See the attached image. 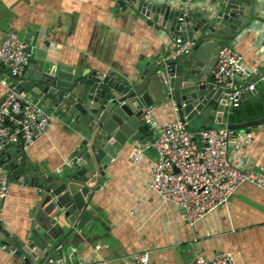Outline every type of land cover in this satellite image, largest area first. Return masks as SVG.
Masks as SVG:
<instances>
[{"label": "crops", "instance_id": "1", "mask_svg": "<svg viewBox=\"0 0 264 264\" xmlns=\"http://www.w3.org/2000/svg\"><path fill=\"white\" fill-rule=\"evenodd\" d=\"M172 1L185 8L190 5L185 0ZM256 3L264 5V0ZM259 29L245 30L231 42L249 70L264 67V38ZM8 32L27 40L31 62L44 60L72 67L78 75L113 73L119 79L134 77L147 60L169 56L175 41L131 5L117 9L112 0H0V42ZM31 74L32 67L27 66L19 82H31ZM10 79L0 66V101L11 87ZM258 88L264 98V86ZM257 100L256 96L246 97L237 107H249ZM36 101L53 118L47 135L30 147L21 162L29 163V171L59 177L70 168L85 139L83 125L79 118L67 117L60 107L52 108L51 100ZM153 108L160 123L174 118L169 102L166 107ZM259 110L244 113L238 122L263 116L264 106ZM232 111L229 109L226 121ZM200 121L186 123V130L196 132ZM249 136L247 144L229 145L228 158L242 170L254 171L264 160V125L251 129ZM152 139L149 131L136 132L120 147L105 170V181L89 198L87 209L93 213V222L88 230L75 229L72 253L64 264H132V255L140 251L149 252L151 264H185L194 256L209 258L218 252L230 254L235 264H264V192L244 184L226 205L189 226L178 207L162 203L148 188L150 164L156 157ZM134 148L143 154L137 163L128 158ZM86 186L96 187V176ZM37 202L35 190L11 184L9 196L0 205V221L10 236L31 235ZM36 224L39 227L41 222ZM17 262L10 251L0 249V264Z\"/></svg>", "mask_w": 264, "mask_h": 264}, {"label": "water", "instance_id": "2", "mask_svg": "<svg viewBox=\"0 0 264 264\" xmlns=\"http://www.w3.org/2000/svg\"><path fill=\"white\" fill-rule=\"evenodd\" d=\"M112 1L117 9L131 5L150 24L162 27L175 40L193 41V47L180 57L145 61L132 78L119 79L113 73L102 72L78 75L73 74L72 67L41 60L29 61L31 82L10 79L11 87L24 89L33 100H51L52 108L60 107L67 117L79 118L85 136L70 168L59 177L29 171L26 160L17 163L18 145L0 152V169L9 183L32 188L38 198L31 235L10 236L0 221V249L10 251L18 259L17 264H64L72 253L75 229L88 230L93 222V213L87 209L89 198L105 181V170L120 147L136 132L149 131L153 136V131L139 121V108L174 103L181 122L201 120L200 129H211L226 121V91L215 88L208 78L210 67L220 44L231 43L250 22L261 20L256 0H185L190 4L186 8L172 0ZM183 9L187 11L184 17ZM251 84L254 90L243 92L241 100L260 96L264 67L257 69L243 87ZM226 122L228 129L249 134L251 129L264 125V115ZM93 176L97 186H86ZM36 222L41 225L38 227Z\"/></svg>", "mask_w": 264, "mask_h": 264}, {"label": "built area", "instance_id": "3", "mask_svg": "<svg viewBox=\"0 0 264 264\" xmlns=\"http://www.w3.org/2000/svg\"><path fill=\"white\" fill-rule=\"evenodd\" d=\"M183 10L184 17L187 11ZM257 12L261 20L250 22L243 31L259 27L260 36L264 38L263 4L258 6ZM193 44L189 39H176L168 57L175 58L188 53ZM30 59L29 46L16 33H6L0 42V66L6 69L9 77L19 81ZM255 73L256 70L244 67L243 56L233 44L222 43L218 46L209 75L215 88L226 91L227 114L229 109L239 105L243 92L254 90L253 84L245 88L243 84ZM172 111L174 118L160 123L154 117L153 107L138 109L141 122L153 131L152 148L156 154L149 168L148 188L162 203L178 207L186 223L193 226L220 206L226 205L244 184L264 192V160L257 170L251 171L242 170L228 158L229 145L247 144L250 141L249 134L228 129L225 121L217 128L199 129L192 133L181 122L174 103ZM52 118L53 113L33 100L28 92L10 87L0 101V152L18 145L19 154L15 155V160L20 163L30 147L47 135ZM142 157V151L137 148L128 154L133 163L139 162ZM10 189L11 184L6 176L0 174V205L9 196ZM132 264H151L149 252L133 254ZM185 264L235 262L230 254L218 252L209 258L194 256Z\"/></svg>", "mask_w": 264, "mask_h": 264}, {"label": "trees", "instance_id": "4", "mask_svg": "<svg viewBox=\"0 0 264 264\" xmlns=\"http://www.w3.org/2000/svg\"><path fill=\"white\" fill-rule=\"evenodd\" d=\"M257 103H255L254 105H250L249 107L247 106L246 108H242L241 106L240 107H235L233 108V111H232V114L231 115V118H230V121L232 122H238V120H241L243 118V116L249 112L250 110H253L255 112H258L260 111V106H264V98L262 96H259L257 98ZM244 109V110H243ZM245 113V114H244Z\"/></svg>", "mask_w": 264, "mask_h": 264}, {"label": "rangeland", "instance_id": "5", "mask_svg": "<svg viewBox=\"0 0 264 264\" xmlns=\"http://www.w3.org/2000/svg\"><path fill=\"white\" fill-rule=\"evenodd\" d=\"M217 127H219V125L218 126L217 125L214 126V128H217Z\"/></svg>", "mask_w": 264, "mask_h": 264}]
</instances>
